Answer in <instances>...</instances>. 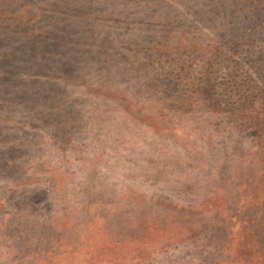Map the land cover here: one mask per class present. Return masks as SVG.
<instances>
[{
	"label": "rangeland",
	"instance_id": "374dc122",
	"mask_svg": "<svg viewBox=\"0 0 264 264\" xmlns=\"http://www.w3.org/2000/svg\"><path fill=\"white\" fill-rule=\"evenodd\" d=\"M210 1L0 0V264H233L264 0Z\"/></svg>",
	"mask_w": 264,
	"mask_h": 264
},
{
	"label": "trees",
	"instance_id": "16d2710c",
	"mask_svg": "<svg viewBox=\"0 0 264 264\" xmlns=\"http://www.w3.org/2000/svg\"><path fill=\"white\" fill-rule=\"evenodd\" d=\"M234 1L235 0H212L214 15L211 19L216 22L217 27L220 30L219 32L222 34H224L222 32L224 29H228L226 32L229 37L231 36L229 32L234 31L232 27L233 15L231 13ZM228 43L229 42L227 40L226 44ZM223 44L225 43H218V47ZM212 58H214L213 54H211L209 59L204 62V65H208L209 60ZM1 82L2 81H0V83ZM42 104H47V100ZM233 110L235 112L234 115L241 121V125L239 126L247 123L246 129H249L248 136L253 137V146H256L262 152L261 156L264 158V100L261 98L260 100L248 99L238 105V107H235ZM255 189L258 193L256 198L250 199V201L246 202V206L249 209L256 207L261 210H254L249 219L246 217V223L249 224V227L244 225L241 230L245 231L247 235L239 237L235 243L233 250L234 257L232 258L233 264H264V241H261L264 240V215H262V208L264 211V171L258 177ZM193 208L194 206L180 207L178 209H174V213L179 216H183L186 213L188 215L192 212L191 210ZM241 218L245 219L244 216ZM252 221L256 224L254 227L250 224ZM188 222L187 228L190 234L197 236L198 233L194 231L195 227L193 223L191 221ZM260 223H263L262 226H258ZM259 227H261V233L258 235Z\"/></svg>",
	"mask_w": 264,
	"mask_h": 264
}]
</instances>
